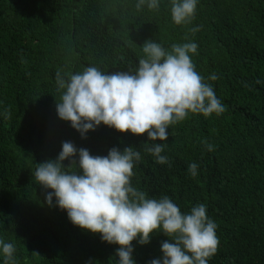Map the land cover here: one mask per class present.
<instances>
[{
    "label": "trees",
    "instance_id": "16d2710c",
    "mask_svg": "<svg viewBox=\"0 0 264 264\" xmlns=\"http://www.w3.org/2000/svg\"><path fill=\"white\" fill-rule=\"evenodd\" d=\"M137 2L0 0V241L15 248L8 264H118L120 246L74 225L54 195L47 203L54 190L35 180L38 164L56 160L64 142L93 156L133 147L141 156L133 188L149 199L170 198L182 214L206 206L220 241L208 264H264V0H197L195 17L181 25L172 19V0H159L156 10H138ZM149 40L166 52L196 43L189 55L225 111L189 113L168 127L166 141L103 123L82 138L60 119L58 72L66 81L87 67L134 74ZM153 144L164 147L168 163L147 151ZM169 240L162 231L146 245L134 240L135 264L162 259ZM5 260L0 247V264Z\"/></svg>",
    "mask_w": 264,
    "mask_h": 264
},
{
    "label": "clouds",
    "instance_id": "9594fccd",
    "mask_svg": "<svg viewBox=\"0 0 264 264\" xmlns=\"http://www.w3.org/2000/svg\"><path fill=\"white\" fill-rule=\"evenodd\" d=\"M145 4L149 10L159 8V0H138L136 8L140 10ZM196 8L197 0H172L174 23H190ZM196 51L197 44L192 42L173 45L166 52L159 43L149 40L143 45L145 58L139 60L134 74L109 75L87 67L66 81L58 72L57 84L64 89L57 103L58 116L71 122L82 138L103 123L122 133H147L150 141H166L168 127L183 121L189 113L209 117L225 111L213 87L195 69L189 53ZM210 79L217 77L213 74ZM163 150L161 144L147 148L159 164L168 163L161 155ZM208 150L213 147L208 145ZM77 154L78 161L74 159ZM140 159V152L133 147L123 152L112 148L107 156H93L87 149L64 142L58 158L38 164L33 175L38 184L54 190L46 197L50 206L54 195L74 225L120 246L118 264H135L132 242L138 239L146 245L152 234L160 231L174 237L175 242H162V259H153L150 264H208L220 241L206 206L199 204L190 214H182L168 197L147 198L131 185L134 161ZM65 160H70L68 167ZM74 167L79 171H71ZM197 167L195 163L188 166L193 177ZM0 247L8 264L13 259L14 245L0 241Z\"/></svg>",
    "mask_w": 264,
    "mask_h": 264
}]
</instances>
